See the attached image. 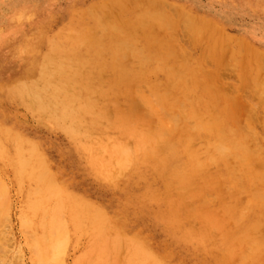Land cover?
<instances>
[{
	"label": "bare ground",
	"instance_id": "bare-ground-1",
	"mask_svg": "<svg viewBox=\"0 0 264 264\" xmlns=\"http://www.w3.org/2000/svg\"><path fill=\"white\" fill-rule=\"evenodd\" d=\"M173 2L80 8L79 32L49 40L43 31L17 69L5 62L0 33V197L11 172L34 264H64L80 235L91 243L76 264H264V50L219 36V16L199 18L189 13L196 4ZM31 7H15L12 17ZM180 54L193 61L177 65ZM222 67L234 82H224ZM229 93L248 101L245 123ZM117 96L124 103L112 116ZM41 133L62 135L69 146L60 152ZM59 155L122 192L95 203L61 181Z\"/></svg>",
	"mask_w": 264,
	"mask_h": 264
},
{
	"label": "rangeland",
	"instance_id": "rangeland-1",
	"mask_svg": "<svg viewBox=\"0 0 264 264\" xmlns=\"http://www.w3.org/2000/svg\"><path fill=\"white\" fill-rule=\"evenodd\" d=\"M167 1L177 6L173 0ZM182 1L197 5V7H194V9H191L192 11L189 12L191 15H196L199 18H205L207 14L219 16L220 19L223 20L221 32L218 34L219 36L225 33L231 39L241 37L250 42V48L264 50V0H254L255 2H251L252 0L246 2L244 0L246 6L243 0H240V4L235 3V0ZM94 2H101V0H0V33L3 36H7L6 45L2 49L6 56L5 62L7 66L13 69L19 68L23 64L26 55L29 54L28 46L32 43L33 39L43 31L46 32L47 39L49 40H52L53 36L56 38L59 35L72 36L77 31L79 32L82 24H80V22L86 20L82 17L77 20L81 16V13L77 10L80 8H88ZM28 3H31L32 7L29 8L22 17H12V10L15 7ZM164 5L166 13L170 14L172 17L171 19L175 18V21H177L176 16L172 14L174 6L167 3H164ZM27 14L38 15V21L31 22L24 19V16ZM51 16L54 18L53 21L51 20ZM112 16L113 15H110L108 17L111 18ZM45 20H50L48 23H51H46L45 27L40 26V23L45 22ZM44 24L45 23H43V25ZM152 32L156 34L158 33V29L155 28ZM189 54L193 55L195 58L199 56V52H196V50L189 52ZM184 61L189 63L193 60L187 57L185 58L182 54L176 59L177 65L180 66L186 64ZM207 69H216V67L211 64L207 65ZM219 71L222 76L226 77L224 82L230 84L231 81H235V78L232 77V74L229 73L226 68L222 67ZM221 85H223V83H221ZM225 93L226 91L223 93L224 96ZM233 93L226 95L231 96L236 103L241 104L240 108L242 114H240V121L245 123L246 116L244 110L248 101L241 97L236 98ZM116 98L118 99L113 100L108 106V112H110L112 116L117 106H121L124 103L123 96H117ZM132 101L137 102L135 98H133ZM219 103L225 104V98H220ZM107 125L108 123L104 122V126ZM35 126L33 121L29 119L27 129L33 132L36 130ZM41 135L48 139L49 146L60 147V152H63V146H69V142L62 135H50L49 133H41ZM131 142L132 141H130V143ZM49 151L52 152L51 149H49ZM57 163L58 164L54 165L55 169H58L57 166L63 169L61 174L64 180L61 181L64 183L66 182L68 186L87 190L95 203L96 200L102 202V199L110 196V194H117L119 191L122 192L121 188L107 189L106 187L99 186V184L94 181L92 173L86 170L87 168L81 163H78L75 157L59 155ZM0 175L4 176L5 174H1L0 172ZM4 178L8 190L4 199L0 197V264H34L31 259V251L29 248L32 243L33 235L25 226H22V196L19 193L18 187L13 183L11 172ZM137 206L138 201L135 199L128 202L125 209L128 216L124 214L128 222H130L132 217L129 211ZM139 214L140 213H138V215ZM195 227L196 229L199 228L197 222L195 223ZM74 239L75 240L71 242L64 256V264H76L84 257L85 252L89 249L91 243L89 237H82V235H80ZM120 259L124 260L122 254Z\"/></svg>",
	"mask_w": 264,
	"mask_h": 264
}]
</instances>
